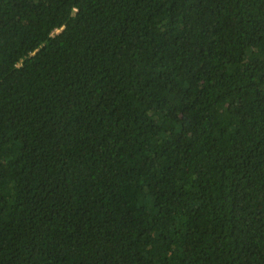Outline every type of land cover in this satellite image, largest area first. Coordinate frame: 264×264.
<instances>
[{
  "label": "trees",
  "instance_id": "1",
  "mask_svg": "<svg viewBox=\"0 0 264 264\" xmlns=\"http://www.w3.org/2000/svg\"><path fill=\"white\" fill-rule=\"evenodd\" d=\"M0 264H264V0H0Z\"/></svg>",
  "mask_w": 264,
  "mask_h": 264
}]
</instances>
